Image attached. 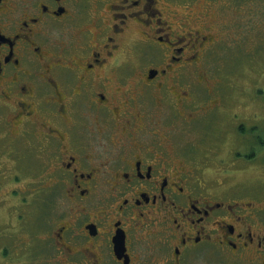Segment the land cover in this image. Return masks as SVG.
Listing matches in <instances>:
<instances>
[{
    "label": "flooded vegetation",
    "instance_id": "flooded-vegetation-1",
    "mask_svg": "<svg viewBox=\"0 0 264 264\" xmlns=\"http://www.w3.org/2000/svg\"><path fill=\"white\" fill-rule=\"evenodd\" d=\"M197 2L0 0V154L34 184L14 188L0 264H264V189L230 181L264 174V141L236 112L244 147L213 131L223 24Z\"/></svg>",
    "mask_w": 264,
    "mask_h": 264
},
{
    "label": "rangeland",
    "instance_id": "rangeland-1",
    "mask_svg": "<svg viewBox=\"0 0 264 264\" xmlns=\"http://www.w3.org/2000/svg\"><path fill=\"white\" fill-rule=\"evenodd\" d=\"M203 4H207L209 7V20H213L216 25L223 24V29L218 30L216 34L217 40L213 46L215 52L210 55L211 60L208 61V70L212 74L209 78L213 77L220 81L221 99L224 103L221 114L225 116L212 127L216 134L219 133L221 137L225 138L223 147L228 152L231 148L230 144L245 146V139H249L248 137L245 138L242 133L250 132L248 131L250 128L249 123L255 126L253 134H259L261 141H264V0H200V4L197 2L194 5L199 9ZM192 11L195 12L196 9H192ZM197 64L199 65L198 62ZM234 112L237 113L238 117L247 119L248 122L244 121L247 125V131L244 130L241 133H238V130L236 131L237 124L233 119ZM0 120V130L7 129L5 123H2L1 116ZM193 131H186L177 127L173 140L189 142L197 137V134ZM7 139L9 138L3 137L2 141L5 142ZM6 151L4 147V154H0V168L5 172L4 176L0 173V227L5 223L2 230H7L10 233L14 227L7 223V220L11 215L14 218L13 222L21 219L18 216L20 211L17 208L19 207H15L17 206L15 199L17 198V192L14 188L17 187L27 191L34 184H32L33 177H30L29 173L26 174L21 169L19 179L14 181L10 178L9 175H13V169L4 160ZM262 155L264 156V148L260 149L259 146L256 149L255 156L262 158ZM237 162L241 163V160H237ZM32 165L26 164L23 167L24 171L30 169ZM233 180H242V182L250 184L253 189L257 186L264 189V174L262 175V173H238V176L230 181ZM34 218L35 213L32 210L25 215V219H23L25 223L22 221V225H26V233L24 234L23 229H20L22 233L20 237L25 241L24 245L29 248L30 262L40 263L42 259L39 257L41 255L37 253L38 243L34 239L29 240V235L34 238V234L39 232L36 227L37 216ZM13 234L12 231L11 235L13 236ZM14 237L17 240L16 234H14Z\"/></svg>",
    "mask_w": 264,
    "mask_h": 264
}]
</instances>
